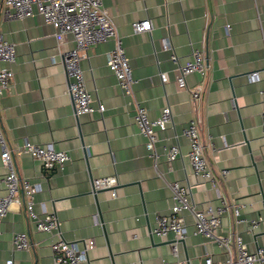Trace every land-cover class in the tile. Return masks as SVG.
I'll list each match as a JSON object with an SVG mask.
<instances>
[{
  "label": "crops",
  "instance_id": "1",
  "mask_svg": "<svg viewBox=\"0 0 264 264\" xmlns=\"http://www.w3.org/2000/svg\"><path fill=\"white\" fill-rule=\"evenodd\" d=\"M102 4L115 22L135 81L132 95L124 93L106 66L112 39L90 46L81 68L92 106L102 104L104 110L79 115L67 92L59 54L73 47L72 35L67 33L58 45L54 28L41 16L7 19L0 13V34L16 47V59L8 65L14 73L12 84L0 96L6 138L13 148L28 139L51 143L70 156L63 168L50 172L29 154H14L20 179L38 187L34 210L56 215L65 240L79 247L93 240L88 264L175 260L201 264L205 255L224 260L226 253L219 242L196 233L188 213L182 240L151 233L156 215L167 213L172 204L168 183L177 180L189 186L190 200L197 208L216 206L220 199L242 205L238 217L231 209L224 213L217 236L238 234L250 251L263 245L260 89L264 86V37L260 19L264 0H102ZM145 19L150 20V29L134 32L131 23ZM164 39L170 48L163 46ZM193 49H201L206 58L204 74L193 72L185 78L189 89L203 88L195 100L175 79L178 65L191 58ZM172 54L178 62L171 60ZM252 71L258 72L257 81L249 80ZM161 72L167 75L166 82L161 81ZM136 103L151 118L163 106L170 107V124L156 132L155 161L133 121ZM195 117L210 165L217 172L227 170L215 186L195 176L185 157L188 141L182 131ZM171 143L179 144L183 156L169 162L164 147ZM5 171L0 160V196L5 193L1 181ZM108 175L116 178L115 197L107 189L92 187V178ZM19 194V203H11L0 223V264L9 257L13 264H56L50 244L57 234L35 229ZM258 216L263 220L250 231V221ZM18 232L28 234V249L12 250L11 240Z\"/></svg>",
  "mask_w": 264,
  "mask_h": 264
},
{
  "label": "built area",
  "instance_id": "2",
  "mask_svg": "<svg viewBox=\"0 0 264 264\" xmlns=\"http://www.w3.org/2000/svg\"><path fill=\"white\" fill-rule=\"evenodd\" d=\"M0 13L7 19H23L32 15L41 16L44 23L51 25L55 31L58 45H61L64 36L72 35L73 47L68 50H60V61L67 77V92L71 98L74 113L76 115L90 113L96 109L104 110L102 104L93 107L90 92L85 85V79L81 68V61L87 57V49L90 46L112 39L113 48L107 53L106 66L114 76L121 90L132 95L131 67L122 39L118 34L115 22L102 4V0H0ZM134 32L148 31L151 27L149 19L133 21L131 23ZM229 31L230 26L226 25ZM260 29L264 37V18L260 19ZM163 46L170 48L166 39ZM61 47V46H60ZM16 59V47L13 42L6 40L0 34V96L6 92L12 84L13 70L8 66ZM171 60L177 61V56L172 54ZM5 63L6 66H2ZM206 71V58L201 49H193L191 58L178 65V73L175 77L177 86L190 91L195 100L202 92V86L197 85L189 89L186 84V76L197 72L204 74ZM162 82L167 81V75L160 73ZM257 71L249 74L250 81H257ZM262 97V109L260 112V127L264 135V86L260 89ZM133 121L138 132L145 138L144 145L148 153L156 159L157 140L156 132L164 130L171 122V111L168 105L161 108L155 118H151L148 111L142 105L136 103L134 107ZM183 135L188 141V149L185 152L192 172L195 176L215 186L218 181L226 176L227 170L217 172L210 165L205 147L200 136L199 119H190L183 128ZM0 160L6 171L1 181L5 193L0 196V223L6 216L11 203H19V193L25 200V213L33 222L37 231L56 233L57 238L50 244L56 264H88L87 252L94 245L93 240L79 247L76 242L65 240L60 232L59 221L52 213L39 214L34 210V195L38 190L36 185L20 179L14 154L27 153L33 159L40 161L44 170L61 169L70 160L67 151L54 149L51 143L41 145L24 139L23 143L13 148L8 142L0 119ZM166 159L171 162L182 157L178 143H171L164 147ZM116 178L114 176H102L92 178L93 190H109L110 196L115 197ZM171 190L172 204L165 214L155 217V226L151 233L158 237L172 234L174 241L182 240L186 235L185 213L193 217V226L196 233L219 242L226 253V258L214 261L210 255H205L201 264H264V244L250 251L245 246L240 235L217 236L215 231L220 226L221 217L228 209H231L235 217L239 216L242 205H228L224 199L220 204L197 208L190 200V191L187 184L177 180L168 183ZM263 217L258 216L249 223V230L253 231ZM1 235V229H0ZM12 250H24L30 247L29 236L26 232L15 233L12 237ZM176 253V246H172ZM14 259H5L4 264H13ZM162 264H189L186 260L163 261Z\"/></svg>",
  "mask_w": 264,
  "mask_h": 264
},
{
  "label": "water",
  "instance_id": "3",
  "mask_svg": "<svg viewBox=\"0 0 264 264\" xmlns=\"http://www.w3.org/2000/svg\"><path fill=\"white\" fill-rule=\"evenodd\" d=\"M49 171H50V170H49ZM51 171H53V170H51ZM51 171H50V172H51Z\"/></svg>",
  "mask_w": 264,
  "mask_h": 264
}]
</instances>
